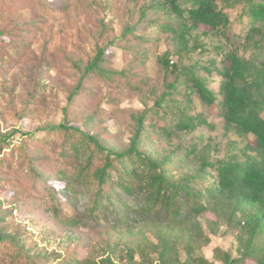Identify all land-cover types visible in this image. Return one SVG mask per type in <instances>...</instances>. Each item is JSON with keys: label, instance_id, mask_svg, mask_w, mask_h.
<instances>
[{"label": "trees", "instance_id": "16d2710c", "mask_svg": "<svg viewBox=\"0 0 264 264\" xmlns=\"http://www.w3.org/2000/svg\"><path fill=\"white\" fill-rule=\"evenodd\" d=\"M69 1L25 0V4L33 11L55 10ZM119 1L130 22L120 41L135 56L133 67L108 72L99 67L100 56H96L69 95V103L97 96L95 84L114 90L118 96L109 101L131 138L125 148H118L81 127L54 125L42 138L52 155L51 177L65 183L74 203L88 199L86 211L95 221L110 215L123 224L132 222L129 227L163 223L169 225L168 234L184 230L190 243L181 264L204 261L195 255L194 246L195 242L206 245L210 237L194 223L207 213L226 217L228 229L238 232L241 255L232 257L225 251V264H246L247 259L264 264V0ZM6 2L14 1L0 0V12ZM145 25L158 27L161 36L136 35L135 29ZM16 30L0 29L1 64L11 60L10 51L24 54L22 39L6 52L9 41L2 36L6 32L14 37ZM159 38L167 49L155 53L158 79L154 81L144 70ZM136 96L142 101L150 96L153 106L143 101V109L120 107L121 99ZM193 97L204 107L215 108L213 121L195 112ZM31 102L38 106L40 101ZM218 119L223 138L216 135L205 142L198 137L167 150L174 134L193 132L201 124L213 131ZM224 142L226 151L220 155ZM192 158L196 166L181 173ZM25 161L11 159L20 170ZM26 170L37 209L52 211L62 225H77L76 218L66 213L56 187L36 174L30 163ZM169 243L166 235L163 253ZM15 252V246L0 236V254L19 259L21 254ZM100 263L114 264L108 258ZM66 264L99 263L73 256Z\"/></svg>", "mask_w": 264, "mask_h": 264}, {"label": "rangeland", "instance_id": "374dc122", "mask_svg": "<svg viewBox=\"0 0 264 264\" xmlns=\"http://www.w3.org/2000/svg\"><path fill=\"white\" fill-rule=\"evenodd\" d=\"M13 1L11 5L4 4L10 10L4 8L0 12V29L15 27L16 35L10 38L5 32L2 38L9 41L6 52L21 39L25 47L23 56L21 51H10L11 60L0 63V236L21 255L17 259L0 254V264H66L73 256L89 257L99 264L107 258L114 264H181L187 258L185 246L190 243L184 230L168 234L169 225L163 223H138L129 227L132 222L123 224L110 215L95 221L86 211L88 199L74 203L64 188L65 183L51 177L50 147L42 144L51 127L65 123L99 134L112 146H127L130 132L125 124H119L109 101L118 96L114 90L102 89L94 83L97 96L75 98L74 103H69V95L96 56H100L99 67L108 72L119 73L133 67L135 56L120 41L130 26L120 1L70 0L63 9L39 11L28 8L25 0ZM145 26L136 28L135 34L144 38L161 36L158 27ZM161 39L153 46L144 70L154 81L158 79L155 53L167 49ZM211 86L216 89L215 84ZM34 99L40 101L38 106H32ZM143 101L136 96L123 98L119 103L122 108L143 109L144 102L153 106L150 96ZM193 101L195 112H202L207 121L214 120L215 108L204 107L197 97ZM222 131L219 119L213 131L201 124L193 132L174 134L167 150L198 137H203L205 142L216 135L222 137ZM225 144L220 155L226 151ZM12 157L17 163L25 158L28 161L20 170L11 162ZM28 163L36 174L56 187L66 213L76 218L77 225H62V220L53 216L52 211L37 209L39 204L31 200L35 192L31 190L30 173L26 170ZM189 163L181 173L193 169L197 161L192 158ZM131 217L134 218L133 214ZM194 225L210 237V242L206 245L195 242V255L204 257V261L192 264H225V251L232 257H240L238 232L228 229L226 217L207 213L197 217ZM166 235L170 243L163 253L161 245ZM216 249H219L217 256ZM246 264L256 262L247 259Z\"/></svg>", "mask_w": 264, "mask_h": 264}]
</instances>
